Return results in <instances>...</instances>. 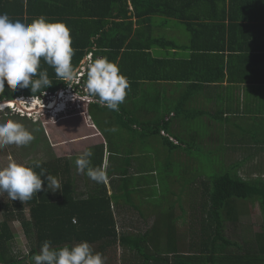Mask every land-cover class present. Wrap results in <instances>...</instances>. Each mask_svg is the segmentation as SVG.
Segmentation results:
<instances>
[{
  "label": "trees",
  "instance_id": "trees-1",
  "mask_svg": "<svg viewBox=\"0 0 264 264\" xmlns=\"http://www.w3.org/2000/svg\"><path fill=\"white\" fill-rule=\"evenodd\" d=\"M118 3L119 0L103 1L102 9L104 10V5H107L110 10L107 8L109 12L102 15L101 19L92 25L93 27L90 21L96 17V13L90 12L87 16L91 19L81 20L74 29H70L72 35L76 32L83 34L80 38L72 36L75 50L73 64L80 67L86 50H91L95 45L98 50L94 51V58L108 56L110 60L116 61L125 46L127 50L123 52L120 60L136 61L133 63L135 68L125 70V76L130 84L127 94L131 90L132 80L138 83L143 77L159 81H176L178 78L180 85L175 100L177 107L175 110L179 119L187 124L185 136L182 133L177 134L182 144L170 140L171 135H174L171 131L172 123L165 121V116L156 117V120L154 118L137 120L136 123L140 129L137 133L142 134L143 138V141H140L148 144L145 143L148 150L154 145L151 141L160 137L164 143L162 146L168 149L166 163H170L169 166L172 163L184 166L179 172L171 170L173 173H179L181 177L183 171H187L189 175L193 173L192 166L200 168L191 174L203 181L205 179L203 185L199 187L200 192L153 193L155 199L162 196L166 204H169L170 200L174 201L180 210L186 209L184 199L190 197L187 205L195 211L185 221L188 222L186 233L178 235L177 225L184 216L181 214L180 217L174 213L161 215L146 230L135 227L132 228L134 231H129L130 226L125 224L119 229L117 215L111 209V202L127 199L135 192H113L111 199L107 196V192H96L94 189L81 192L83 188L79 186L77 179L74 182V176L69 174L68 160L59 158L45 162L41 167L48 174L58 177L61 181V190L55 193L47 191L45 182V190L34 194L29 201L22 202L17 199L3 202L0 199V216L3 219L0 221V264H29V262L34 264L32 256L39 252L45 240H51L54 247L73 245L87 240L94 251L103 253L107 258L106 264H127L126 261L129 264H264V222L259 231L254 230L250 225L247 226V230L242 231L240 223V216L248 211L250 202L258 203L264 213V176L251 175L249 171L252 167H248L257 163L256 155L260 150L258 145L263 141L262 137L264 138V127H254L253 131L246 127V112L239 113L243 125L235 121L233 115L236 114L237 108L240 110V101L237 102L236 107L231 104L234 112L228 115L226 109H231V106L225 108V105L221 104L228 98H220L218 94L213 95L214 103L221 105L218 111L207 112L201 109V101L210 100L211 91H216L215 89L220 87L218 83L225 77L222 70H218L217 74L214 72L207 74L201 69L203 65L200 64L201 67L197 68V65L191 63V67L175 75L170 66L172 61L168 58L156 57L154 56L156 53L152 55L140 50L132 52L131 42L126 44L128 30L132 31V24L129 26L124 22H113L112 27L109 29L107 27L111 23L109 19L120 18L123 12L127 13L125 8L127 4L119 6ZM11 9L10 0H0V13L10 14ZM115 12L117 14L114 16ZM95 37L98 38L92 41ZM157 40L162 46H168L166 39L157 38ZM221 49L218 45H214L210 50L204 49V51L206 54L218 53ZM41 66L48 69L49 77L53 81L52 86L45 89L44 93H53L69 86L67 82L57 80L54 69L43 61ZM208 76H211L215 82L208 83L205 79ZM84 79L86 73L82 77V86ZM41 94H33L30 88L17 87L15 90H10L5 84L3 91H0V100L34 95L40 97ZM73 105L81 106L90 120H92L90 107L99 106L96 102L86 101H78ZM102 108L104 112H99L100 115L114 112L106 107ZM162 109L164 104L160 106V110ZM166 113L172 112L167 110ZM251 119L257 123L256 116L252 115ZM91 150L93 166H100L104 158L103 147ZM174 151H177L176 155L173 154ZM169 166L168 170H170ZM207 166H211L209 171L205 170ZM257 170H264V166L261 167L259 164ZM36 171L39 172L40 169ZM246 174L247 176H244ZM73 183L78 186L75 191H73ZM96 185L101 187L102 183ZM136 193L148 196L147 192ZM127 203L133 204V200L128 199ZM27 208H29V217H26L24 212ZM199 209L206 212L203 220L198 217ZM225 212H228L230 219L227 222L231 223L229 232L233 236L230 237L228 227L223 226L225 222L222 217ZM13 221L21 224L28 245L24 246V249H28L27 255L23 254L21 250L23 247L20 248L16 242L15 234L10 227ZM188 237L190 244L187 243ZM184 238L187 242L182 241ZM117 245L128 252L129 257L125 254L118 259L117 253H114ZM147 247H150L149 250H153L155 254L148 256ZM138 257L143 261L137 260Z\"/></svg>",
  "mask_w": 264,
  "mask_h": 264
},
{
  "label": "crops",
  "instance_id": "crops-1",
  "mask_svg": "<svg viewBox=\"0 0 264 264\" xmlns=\"http://www.w3.org/2000/svg\"><path fill=\"white\" fill-rule=\"evenodd\" d=\"M103 1L106 0H10L12 9L8 15L14 20L19 19L24 22H31L32 19L44 15L51 21H63L70 29H74L79 21L91 19L87 16L90 12L96 13V17L90 21L91 26L98 22L102 15L107 14L110 9L107 5H104V10L102 9ZM119 2L117 4L119 6L127 4L125 7L127 13L123 12L120 18H108L111 23L107 27L108 29L112 27L113 22H124L129 26L132 24V31L128 30V34L126 33L128 35L126 44L131 42L132 52L140 50L152 55L156 53L154 55L156 57L168 58L172 61L170 66L175 75L188 69L192 64L197 65V68L201 67L200 64L203 65L201 69L207 74L210 72L217 74L218 70H222L225 77L218 83L220 87L215 89L216 91H211L210 100L201 101V109L207 112L218 111L221 105L214 103L213 99V95L218 94L220 98H228L225 103H221L225 108L231 106V109H226L228 115L234 112L231 104L236 107L237 102L240 101V110L237 108L236 114L233 115L235 121L243 125L239 113L246 112V127L251 128L252 131L254 127H264V0H124L123 2L119 0ZM116 14L115 12L114 16ZM82 35L81 32H76L72 36L80 38ZM97 38H93L92 41ZM157 38L166 39L168 46H162ZM214 45L222 48L221 51L206 54L204 49L210 50ZM95 50H98L96 45L91 50H86L79 68L84 60H88L87 55L90 54L94 58ZM126 50L127 47L124 46L119 59L115 61L124 75H126L125 70L135 68L133 63H136L135 60L129 62L120 60ZM205 79L208 83L214 81L211 76ZM161 84H164V87L159 88L158 85ZM147 85H154L151 93L144 92V87ZM179 85L178 78L176 81H159L143 77L138 83L132 80L131 90L126 97L129 99L127 103L120 105L118 121H114L112 117L107 120L108 127L115 128L119 133L120 141L117 144L111 133L104 130L100 116H96V121L92 119L89 123L84 119L80 123H78L80 120L74 122L70 120L63 130L53 131L56 139L73 137V144L79 142L77 141L79 136L88 135L84 139L86 144L83 152L103 147L104 158L101 165L107 158V183H102L101 187L93 183H85L86 186L81 192H88L91 189L96 192H112V195L113 192H135L129 198L120 200L121 202L113 200L111 209L119 217L125 206L135 210L141 209L135 207L140 204L138 200H141L135 197L139 195L136 192H141L144 187L154 183V179L146 178L144 167L156 165L158 159L152 156L154 152L151 149L145 147L146 142L141 143L140 140L143 141V138L142 134L137 133L140 129L136 122L153 118L156 120V117L165 116V121L172 123V133H175L171 135L170 140L182 144L177 134L182 133L184 129L187 130V124L179 119L175 110ZM133 97L142 99L143 105L131 106ZM162 104L164 109L160 110ZM94 110L98 114L104 112L100 105L90 107L91 114ZM167 110H171L172 113H166ZM252 115L258 118L257 123L251 119ZM132 116H137L139 119H132ZM217 125L219 126V123ZM262 139L263 141L258 145L260 150L256 155L257 163L260 165H264V138ZM151 143L154 144L155 140ZM73 144L59 148V152L62 150L70 152L69 148ZM124 151L131 157H125ZM176 153L177 151L173 152L174 155ZM64 159L66 160V157ZM150 174L155 175L156 169L151 168ZM109 184L110 188L107 186ZM107 196L110 199L112 197L111 194ZM128 199L133 200V204L127 203ZM142 208L150 210V207L142 206ZM251 214L250 211H246L244 216ZM262 225L263 223L260 227ZM127 253L124 251V255ZM127 256L129 257V254ZM126 263L129 264L127 261Z\"/></svg>",
  "mask_w": 264,
  "mask_h": 264
},
{
  "label": "clouds",
  "instance_id": "clouds-1",
  "mask_svg": "<svg viewBox=\"0 0 264 264\" xmlns=\"http://www.w3.org/2000/svg\"><path fill=\"white\" fill-rule=\"evenodd\" d=\"M74 54L73 37L65 22L51 21L44 15L32 19L31 22H24L14 20L7 13H0V91H3L5 84L10 90L17 87L30 88L33 94H42L40 97H25L27 100L45 99V89L51 87L53 81L49 77L48 69L42 68V61L54 69L57 80L67 82L69 86L73 82L78 83L82 72L73 64ZM83 85L84 90L96 103L116 112L125 102L130 87L129 80L119 64L108 56H89ZM49 93L60 100L58 90ZM18 98L0 100V103L16 100L18 104V100H22ZM50 105L48 103L46 107ZM7 109L12 111L11 107ZM28 110L35 113L43 109L38 107ZM34 139L33 132L19 121L9 119L0 123V149L8 145L27 146ZM92 157L91 149L80 154L75 160L77 172L85 174L96 183H107V158L102 165L93 166ZM36 169L40 171L37 172ZM45 182L47 191L55 193L61 190L58 177L48 174L41 167L40 161L25 164L13 159L6 167L0 168V197L6 193L12 201L18 199L26 202L31 200L34 194L45 190ZM73 222L75 223V220ZM106 259L103 253L94 251L87 240L63 247H54L51 240H45L39 252L32 256L34 264H106Z\"/></svg>",
  "mask_w": 264,
  "mask_h": 264
},
{
  "label": "rangeland",
  "instance_id": "rangeland-1",
  "mask_svg": "<svg viewBox=\"0 0 264 264\" xmlns=\"http://www.w3.org/2000/svg\"><path fill=\"white\" fill-rule=\"evenodd\" d=\"M70 86L66 87L68 92L69 91L73 93L77 92L82 96V98L89 97L85 90L78 92V91H75L73 84H71ZM158 87L162 88L164 87V84L158 85ZM144 88H145L144 90L145 93L146 92L151 93L152 92L151 89L153 90L154 85H147ZM71 96H72L71 94H64L61 100H55L54 96L46 95L45 99L36 98L35 100H31V101H34L33 103H26L25 105H22L24 109H27V108L34 109L38 107L42 108L44 105L47 106L48 103L52 102L51 105L54 104V110H56L57 107L60 106V111L59 112L57 111V113L56 112L52 113L51 111H54V110H50V109H48L50 110L49 112H47L46 110H42V111L38 110L35 113L33 112L29 113L26 110L22 112L21 109L18 107L13 108L10 114H7L6 109L0 111V123L6 120H9V119L19 121L23 123L25 127H27L30 131H32L33 135L35 136V139L27 146L17 147L16 145H8L0 149V168L6 167L8 163L10 162V160H13V159L18 163L31 164V162L33 161H40L41 164H43L45 162L47 163L55 159H59V158L62 159L66 157V159H69L68 160L69 162L68 164L70 165V168L68 167L69 174L74 176L73 178L74 182H75V179H77V183L82 188L86 186L85 183L96 184V182L91 181L85 174H79L77 172L76 165H75V160L80 154L83 153L84 146L86 144L84 142V139L88 135L83 136V137L79 136V140H77L79 142L77 144H73L74 143L72 142L73 137H68L66 139L64 138L56 139L53 136L54 132L56 131L59 132L60 130H63L67 122L70 120H72L73 122L75 120H80L78 123L82 122L83 121L82 119L86 120V122L88 123L91 121L87 116V112H85L81 106L72 105L73 103L71 101L73 100L74 97H71ZM139 96L141 97V94H139ZM128 99L129 97L126 98L125 103H127ZM25 100H27V98H25ZM53 101L55 102L59 101V103L55 104ZM138 105L140 106L143 105V100L133 97L131 99V106L136 107ZM119 114L120 112L118 113L111 112V113H104L100 115L98 114L96 110H94L92 111V114L90 116L91 119H93V121H96L95 120L96 116L97 117L100 116L101 118L100 122L104 130L109 131L111 133L112 137L114 138L115 144H117L120 141V136L117 131H111V128H109L107 125V120L109 117H112L114 121H118L120 117ZM132 119H139V118H137V116H132ZM98 121L99 120H97V122ZM84 133H87V132H84ZM173 134L175 135V133ZM182 135L185 136V129L183 130ZM71 144L73 145L69 148L70 152L67 153V151L65 152L64 150L59 152V148L69 146ZM163 144H164L163 140L160 137H157L151 150L154 152V155L152 156L158 159V164L156 165L154 164L153 166L144 167L146 178L150 180L154 179V183L152 185L149 184V187H144L143 190H141V192H147L148 196L143 195L141 193L138 196L135 195L137 200L138 199L142 200V201L138 200L140 204L135 206V207H141L140 209L141 213H140V210H135L132 207L125 206L124 209L122 210L123 212L121 213V216L119 217V215H117L119 229L122 227L123 224H125V225L130 226V228L128 229L129 231H134L132 228H135V227L140 228V230H145L146 228L150 227L152 225V222L156 220L157 218H159L161 215H165L166 213L167 215L168 214L172 215V213H174L176 215H179L180 217H181V214L182 216H184V218H181L179 220L178 225H177V230H178V235L180 234L185 235L186 230L188 228L186 225L188 224V222L185 223V221L195 211V209H192L191 207L187 205V202H189L190 197L184 199L186 201V205H185L186 209L180 210L179 207L174 204V201L170 200L168 202L169 204H166L165 199L162 196H159L157 199H155L153 193L155 192H179V193L180 192H200L199 187L203 185V182L205 181V179L203 181V179H199L198 176H194V175L191 176V174L196 172V169H198L199 166H192V168H194V172L191 173L190 175L188 174L187 171L181 172V177H179V173L178 174L173 173L172 171L179 172V170L181 168H184V166L174 165L173 163L169 166L170 163L168 162L166 163L168 149H166V147H163L162 146ZM79 146L81 147L79 148ZM123 153L125 157H129V158L131 157V155L128 153H125V151ZM168 166L170 170H168L167 168ZM263 166L264 165H261V167ZM210 167L211 166H207L205 170L209 171ZM248 167H252V169L250 168V171H249L251 175L264 176L263 175L264 172H262L264 170L262 171L257 170V168L259 167L258 163H254L253 165L251 164V166H248ZM151 168L156 169L155 175L150 174ZM244 176H247V174ZM157 179H158V182H157ZM73 184H72L74 187L73 191H75L76 187L78 186L75 183ZM207 184H208V181L206 182V185ZM107 186L108 188H110V184ZM89 187L93 188L91 185H89ZM108 194H112V192H108ZM0 199L3 202L12 201L11 199L7 197L6 193H4L3 197H0ZM120 200L121 199L117 200L116 202H120ZM122 200H124V198ZM157 201L159 204H157ZM142 206H144L145 208L150 207V210H147V209L145 210L142 208ZM237 210L239 211V209ZM248 211H250L252 214L249 216H244V214H242L240 216V223L243 224L242 231L244 229L247 230V226L249 225L252 226L254 230H258V231L261 230L260 226L264 222V213L259 208L258 204L252 203ZM24 212H26V217H29V208L24 210ZM153 215L155 219L153 218ZM238 215L240 214L238 213ZM205 216H206V212L204 213L202 209H199L198 217L201 218V220H203ZM222 218L224 219V222H225L223 223V226L228 227L229 237L233 236V234L229 232V229H231L229 225L231 223L227 222V220H230L228 212L223 213ZM1 220H3L2 217L0 218V221ZM10 227L15 234L16 242L17 244H19L18 246L20 248L23 247V249L21 250H23L24 255H27L28 249H24L25 245L28 246L27 240L23 233V229L21 227L20 222L13 221L10 223ZM182 241L187 242V239L184 238ZM190 242L191 241L189 240V237H188L187 243L190 244ZM116 247L117 248L114 250V253H117L116 255H117V258L119 259L121 256L124 255L125 250L119 245H117ZM149 249L150 247H147L146 249V253L148 254V256H152V254L154 255L155 252ZM126 259H129V258L126 257ZM137 260L143 261L141 257H138Z\"/></svg>",
  "mask_w": 264,
  "mask_h": 264
},
{
  "label": "bare ground",
  "instance_id": "bare-ground-1",
  "mask_svg": "<svg viewBox=\"0 0 264 264\" xmlns=\"http://www.w3.org/2000/svg\"><path fill=\"white\" fill-rule=\"evenodd\" d=\"M89 56H91L90 54L89 55H87L86 57H88V60H84L83 61V64H82V66H81V72H82V75H81V78H80V81L77 83V82H73L72 84H73V86L74 85H77V87H74V89H75V91H83L84 90V86H82V77H83V75L86 73V70H87V64H88V62H89ZM92 57V56H91ZM59 91V94H60V100H61V98L63 97V95L64 94H71L72 96L71 97H74L73 98V100L71 101L73 104H76V103H78V101H86V102H95V99L93 98V99H91L92 97H90L88 94V96L90 97H88V98H82V96L79 94V93H77V92H71V91H67V88L66 89H60V90H58ZM29 98V97H28ZM72 99V98H71ZM18 104L16 103V102H13V101H6V102H1L0 103V106H2V107H0V110H4V109H6V108H12V110H13V108H16V107H18V108H20L21 109V111L23 112L25 109L23 108V106L22 105H25L26 103H33L34 101H31V100H24L23 101V99L22 100H18ZM24 103V104H23ZM55 104L56 103H59V101H56V102H54ZM16 104V105H15ZM72 104V105H73ZM42 107V106H41ZM42 108H44V107H42ZM29 108H27L26 109V111L27 112H31V111H29L28 110ZM46 109L48 110V109H50V110H54V104L53 105H51L50 107H46ZM30 110H32V109H30ZM57 111L59 112L60 111V106L59 107H57V109L56 110H54V111H51L52 113H57ZM30 115V114H29Z\"/></svg>",
  "mask_w": 264,
  "mask_h": 264
},
{
  "label": "water",
  "instance_id": "water-1",
  "mask_svg": "<svg viewBox=\"0 0 264 264\" xmlns=\"http://www.w3.org/2000/svg\"><path fill=\"white\" fill-rule=\"evenodd\" d=\"M15 102H17V101L15 100ZM42 109H43V110H46L47 112L50 111V110H47L46 108H42ZM6 112H7V114H10L11 110H10V109H7Z\"/></svg>",
  "mask_w": 264,
  "mask_h": 264
},
{
  "label": "built area",
  "instance_id": "built-area-1",
  "mask_svg": "<svg viewBox=\"0 0 264 264\" xmlns=\"http://www.w3.org/2000/svg\"><path fill=\"white\" fill-rule=\"evenodd\" d=\"M47 96H49L50 95V93H45ZM59 96H60V94H59ZM55 97V96H54ZM43 99V98H42ZM55 100H57V97H55ZM53 102H55V101H53ZM51 104V102L49 103V105ZM43 107H46V105H44Z\"/></svg>",
  "mask_w": 264,
  "mask_h": 264
}]
</instances>
